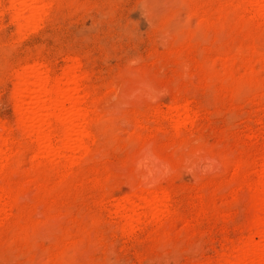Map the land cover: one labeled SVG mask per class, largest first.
I'll list each match as a JSON object with an SVG mask.
<instances>
[{
	"label": "rangeland",
	"instance_id": "374dc122",
	"mask_svg": "<svg viewBox=\"0 0 264 264\" xmlns=\"http://www.w3.org/2000/svg\"><path fill=\"white\" fill-rule=\"evenodd\" d=\"M9 3L0 125L14 145L0 179L21 199L0 202V264H228L264 162V14L247 0H41L19 33ZM71 64L91 138L64 167L14 129L11 95L27 66L57 78ZM113 83L123 90L107 101ZM183 104L192 120L175 130L169 116ZM141 147L170 162L157 183L165 209L126 222L115 207L134 200Z\"/></svg>",
	"mask_w": 264,
	"mask_h": 264
},
{
	"label": "bare ground",
	"instance_id": "6f19581e",
	"mask_svg": "<svg viewBox=\"0 0 264 264\" xmlns=\"http://www.w3.org/2000/svg\"><path fill=\"white\" fill-rule=\"evenodd\" d=\"M40 1L10 0V10L13 12L12 21L16 25V31L22 32L21 30H26V28L34 25V21H36L40 10L43 8V5L39 4ZM247 2L252 5L250 9L252 16L264 14V0H247ZM44 3L42 2V4ZM27 67L26 70L28 71H22L16 75L15 86L11 95L12 112L15 114L14 129L23 134L29 143L35 146V156L64 157L62 166L66 167L74 162L77 155L87 154L89 151L87 143L91 138V135L83 127L84 117L86 116L84 109L79 105L80 97L77 96V93H79V79L75 75L76 66L73 64L64 66L65 69L57 78H55L56 76L49 78L47 74L36 71L34 67ZM122 88L119 84L113 83L112 90L106 100L114 99L117 92L123 90ZM85 97L83 95V98ZM174 106L172 108L173 115L169 116V120L172 127L179 130L183 124L192 120L190 109L187 104ZM163 114L165 115V112ZM4 125H0V171L8 164L10 166L11 163L4 162V154H7L10 147L14 145L10 146L11 141L9 138L3 136L5 132L9 134L13 129L8 128V130L5 128L7 125ZM52 139L55 140V143L52 142ZM84 140H87L86 143H84ZM141 148L140 151H135L134 155L132 153L133 170L131 173H134L135 176L139 174L137 179L138 175L133 176L136 181L134 200L119 202L115 207L120 212L130 211L129 216H121L126 222L133 220L141 223L147 218H160L165 209L166 193L163 194L159 192L160 190L157 191V183L170 171V162L161 157L159 153L153 150L154 148ZM172 155H174L173 160H175V154ZM259 167L256 172V177L259 180L258 184L253 188L254 190L249 189L253 201L251 202V208L248 210L250 216L247 217L244 226L241 228L242 239L237 242L240 243V246L237 245V248H234L232 243L235 241L231 243L233 246L229 250V254L221 257L224 263L226 261L228 264H264V162ZM12 173L14 174V172ZM19 193L9 186L3 178L0 179V202L5 199V202L3 201L4 207L19 201ZM3 206L0 207V213L3 211Z\"/></svg>",
	"mask_w": 264,
	"mask_h": 264
}]
</instances>
